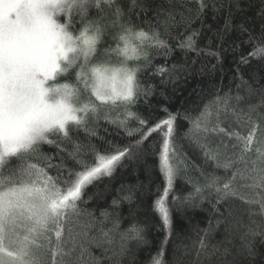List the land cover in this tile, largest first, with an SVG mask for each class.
<instances>
[{"label":"snow or ice","instance_id":"6c2138e0","mask_svg":"<svg viewBox=\"0 0 264 264\" xmlns=\"http://www.w3.org/2000/svg\"><path fill=\"white\" fill-rule=\"evenodd\" d=\"M250 5L251 0H0V264H63L73 251L64 240L65 233L72 235L73 218L91 215L80 208L85 190L112 176L157 131L163 133V190L153 207L165 230L170 228L167 198L181 165L187 167L175 143L181 114L163 108L164 116L153 122L132 111L152 95L153 85L141 75H168L164 66L153 68L151 50L165 58L174 47L202 54L198 45L205 37L207 54L219 59L213 40L222 48L233 32L246 36L241 43L251 47L240 64L264 60V0L259 33L248 27ZM240 79L237 95H218L194 118L183 114L191 125L185 136L203 157V183L190 178L194 193L185 199L215 192L217 204L239 200L249 215L264 217V87ZM256 96L260 103H251ZM222 114L232 122L225 124ZM129 120L139 129H129ZM101 121L138 138L126 145L107 141ZM91 140L108 146L86 142ZM124 199L131 201V191ZM142 231L133 226L124 237L141 240ZM164 255L162 247L152 264H164Z\"/></svg>","mask_w":264,"mask_h":264},{"label":"trees","instance_id":"16d2710c","mask_svg":"<svg viewBox=\"0 0 264 264\" xmlns=\"http://www.w3.org/2000/svg\"><path fill=\"white\" fill-rule=\"evenodd\" d=\"M259 8L260 0H251V5L245 9L248 27L257 33L262 23ZM241 41H246V36L241 37L238 32L231 33L219 49L216 45L220 41L213 40L211 50L220 53L219 59L207 54V37L199 41L198 47L205 50L202 54L185 53L174 47L171 55L165 58L151 50L153 68L164 66L169 72L163 78L151 72L141 75L143 83L153 85L152 95L146 100L141 98L132 111L153 122L164 116L163 108L181 114L176 125L175 143L186 159L187 167L181 165L167 198L170 228L165 230L153 207L158 192L163 190L159 167L163 133L157 131L136 150V155L117 165L112 176L102 177L85 190L80 208L91 215L73 218L72 235L69 237L65 233L64 236L66 247L73 251L65 257L63 264H152L153 257L162 247L164 264H264V235H261L264 217L249 215L239 200L217 204L215 192L206 191L195 199H185L194 193L190 178L196 181L199 177L203 183L198 170V166H203V157L185 136L191 125L183 119V114L188 113L194 118L218 95H237L241 76L257 89L264 87V60L253 59L249 64H240V55L246 56L251 51L250 45ZM140 63L143 65L144 62ZM130 66L135 63L130 62ZM239 94L245 95L243 90ZM251 103L259 104V96L252 98ZM242 106L247 107L246 104ZM220 119L230 124L233 117L222 114ZM101 125V136L116 145L134 143L138 138L135 132L129 137L123 128L104 121ZM105 127L107 133L103 130ZM128 128L137 130L139 124L129 120ZM86 142L98 147L108 146L103 141ZM45 151L51 155L53 150L45 146ZM216 174L222 176L223 170ZM130 191L131 201L124 199ZM173 197L178 199L174 202ZM113 201H116L115 205ZM226 208L231 212H225ZM133 226L143 229V239L124 237ZM249 228L253 229V234H249Z\"/></svg>","mask_w":264,"mask_h":264}]
</instances>
